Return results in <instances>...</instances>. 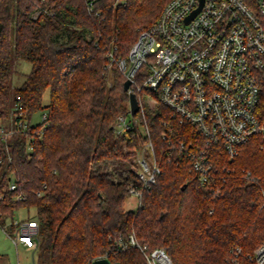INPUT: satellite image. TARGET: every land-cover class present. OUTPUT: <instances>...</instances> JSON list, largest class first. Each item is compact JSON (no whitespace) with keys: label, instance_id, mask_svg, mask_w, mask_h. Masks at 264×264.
I'll use <instances>...</instances> for the list:
<instances>
[{"label":"trees","instance_id":"16d2710c","mask_svg":"<svg viewBox=\"0 0 264 264\" xmlns=\"http://www.w3.org/2000/svg\"><path fill=\"white\" fill-rule=\"evenodd\" d=\"M169 1L97 0L90 12L86 0H0V118L9 121L18 105L31 123L43 110L48 115L31 150L41 124L3 143L0 221L6 226L18 211L35 210L28 219L39 224L37 264H91L102 257L146 264L138 249L118 247L131 235L150 250L164 248L173 264H233L237 249L241 263L250 264L263 242L264 136L241 146L234 160L212 148L221 182L202 186L190 159L168 158L170 137L164 135L172 128L178 142L202 138L162 104L146 116L161 174L136 211L125 208L139 182L134 149L145 140L138 129L115 134L129 96L125 76L107 53L127 57ZM247 2L258 11V0ZM15 60L29 62L31 71L12 98ZM259 80L257 115L264 124V73ZM11 178L15 191L8 190ZM20 194L24 201L15 200Z\"/></svg>","mask_w":264,"mask_h":264},{"label":"built area","instance_id":"2783aa9c","mask_svg":"<svg viewBox=\"0 0 264 264\" xmlns=\"http://www.w3.org/2000/svg\"><path fill=\"white\" fill-rule=\"evenodd\" d=\"M86 1L88 10L93 12L97 0ZM200 4L201 0H170L156 23L140 33L127 57L117 58L113 51L107 53L110 63H115L126 80L131 81L127 92L128 111L118 117L115 134L125 136L138 129L145 140L137 158L133 159L139 182L131 186L130 194L138 198V207L143 191L155 186L161 174L146 118L147 112L155 113L159 104L170 110L172 118L180 124L192 125L202 138L178 142L172 128L164 135L165 139L170 137L168 158L175 155L190 159L202 186H218L221 182L220 167L214 162L212 148L217 147L234 160L241 146L255 136H264V124L257 115L261 92L259 75L264 73V24L260 18V14L264 15V1L258 0V11H255L247 0H205L198 14L187 22ZM131 95H135L139 106L135 114L131 112ZM41 118L40 128L31 129L34 124L24 118L21 105L14 109L9 121L3 122L0 118V172L3 143L17 132L33 130L28 147L31 150L35 138H42L48 127L47 113ZM8 160L12 161L10 155ZM17 187V181L11 178L8 190L15 191ZM3 198L2 193L0 200ZM25 199L20 194L15 200ZM8 226L13 227L12 232ZM0 227L16 246L38 248L37 220L15 217L6 226L0 221ZM118 247L138 249L146 264H173L164 248L150 250L135 235L126 241L120 240ZM241 252L236 250L233 264H242ZM248 261L264 264V242L249 255Z\"/></svg>","mask_w":264,"mask_h":264},{"label":"rangeland","instance_id":"374dc122","mask_svg":"<svg viewBox=\"0 0 264 264\" xmlns=\"http://www.w3.org/2000/svg\"><path fill=\"white\" fill-rule=\"evenodd\" d=\"M132 48V47H131ZM31 71V64L23 60H15L13 62V74L11 79V97H14L15 89L20 87L26 80L27 75ZM49 102V95L45 96L44 103L47 105ZM47 110H43L34 115L32 123L37 125L41 122V116ZM154 115V112L148 111L147 115ZM134 149L133 159L137 158L140 147ZM126 151L129 149H125ZM3 173V169L0 172V176ZM139 200L136 196H130L125 204V208L128 211H136L138 209ZM34 217L36 212L34 209L31 210H20L16 213L17 218ZM264 242V240H263ZM262 242V243H263ZM259 246V245H258ZM257 248V247H256ZM39 253L36 250L25 248L23 245L16 246L11 238L5 233L0 227V264H37Z\"/></svg>","mask_w":264,"mask_h":264},{"label":"water","instance_id":"95a60500","mask_svg":"<svg viewBox=\"0 0 264 264\" xmlns=\"http://www.w3.org/2000/svg\"><path fill=\"white\" fill-rule=\"evenodd\" d=\"M205 0H201V4L199 6V8H197L188 18H187V22H189L191 19H193L196 14H198V12L201 10L203 4H204ZM131 85V81L126 80L124 83V91L128 92L129 87ZM130 104H131V112L133 114L137 113V111L139 110V106H138V102L137 99L135 97V95H131L130 96ZM91 264H119V263H112L108 258H100V259H96L95 261H93Z\"/></svg>","mask_w":264,"mask_h":264},{"label":"crops","instance_id":"0c3cea01","mask_svg":"<svg viewBox=\"0 0 264 264\" xmlns=\"http://www.w3.org/2000/svg\"><path fill=\"white\" fill-rule=\"evenodd\" d=\"M24 210V209H23ZM30 216H28V217H25L26 219H28ZM24 218V219H25ZM31 219V218H30ZM33 219V218H32ZM24 246V245H23ZM25 247V246H24ZM25 248H27V247H25ZM29 249V248H28ZM33 250H36V249H33Z\"/></svg>","mask_w":264,"mask_h":264}]
</instances>
